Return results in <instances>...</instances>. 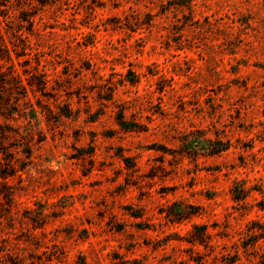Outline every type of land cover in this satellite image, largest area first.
<instances>
[{"label":"rangeland","instance_id":"1","mask_svg":"<svg viewBox=\"0 0 264 264\" xmlns=\"http://www.w3.org/2000/svg\"><path fill=\"white\" fill-rule=\"evenodd\" d=\"M117 255L264 264V0H0V264Z\"/></svg>","mask_w":264,"mask_h":264},{"label":"trees","instance_id":"2","mask_svg":"<svg viewBox=\"0 0 264 264\" xmlns=\"http://www.w3.org/2000/svg\"><path fill=\"white\" fill-rule=\"evenodd\" d=\"M244 197L242 195L236 194L233 196V199L235 201L243 200ZM178 216V215H177ZM194 242V239H193ZM110 264H143L138 260H129V259H124L120 258L117 256H114L113 259L111 260Z\"/></svg>","mask_w":264,"mask_h":264}]
</instances>
